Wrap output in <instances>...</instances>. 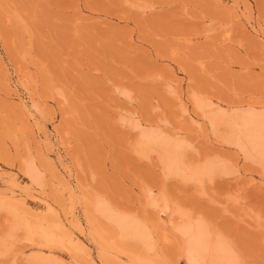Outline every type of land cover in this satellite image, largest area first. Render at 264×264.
<instances>
[{"label": "rangeland", "instance_id": "374dc122", "mask_svg": "<svg viewBox=\"0 0 264 264\" xmlns=\"http://www.w3.org/2000/svg\"><path fill=\"white\" fill-rule=\"evenodd\" d=\"M245 112L264 116V0H0V264H186L185 220L264 264V164L206 118ZM154 128L182 175L139 147Z\"/></svg>", "mask_w": 264, "mask_h": 264}, {"label": "bare ground", "instance_id": "6f19581e", "mask_svg": "<svg viewBox=\"0 0 264 264\" xmlns=\"http://www.w3.org/2000/svg\"><path fill=\"white\" fill-rule=\"evenodd\" d=\"M207 108L209 106L204 107V109ZM206 118H210V120L213 118L211 123L215 128L221 126L226 127V129L228 128L225 138L231 142L230 144L237 146L244 155H247L246 157L251 156L252 158L254 156L264 164V116L254 114L253 112H245L235 116L215 113V115L212 114V117ZM139 128H141L140 125ZM158 131L155 128L154 130L144 129L139 141V147L148 150L160 149L164 151L168 171L173 175H182V172L186 170L183 157L184 143L171 140L168 136L166 137ZM193 170L192 174H196V177L200 174L207 176V174L215 171L213 166L208 163L201 168L198 167ZM28 176L34 185H40V177L35 171L30 170ZM151 205L157 207L158 203L152 200ZM96 211L99 213L105 212V207L102 203H97ZM107 218L119 231L123 239L141 244L147 250L152 249L147 230L139 223L124 215L109 214ZM185 221L184 224L177 228V232L182 238L181 253L186 264H235L227 247L219 240L213 239L203 223ZM138 261L142 260L138 258Z\"/></svg>", "mask_w": 264, "mask_h": 264}]
</instances>
